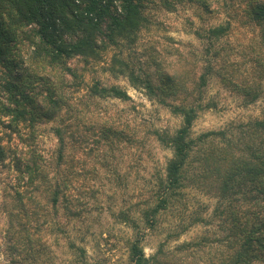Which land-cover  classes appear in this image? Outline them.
<instances>
[{
    "label": "trees",
    "instance_id": "16d2710c",
    "mask_svg": "<svg viewBox=\"0 0 264 264\" xmlns=\"http://www.w3.org/2000/svg\"><path fill=\"white\" fill-rule=\"evenodd\" d=\"M231 1L225 6L231 7L234 16L195 30L194 36L204 46L201 53H179L174 59L176 51H167L164 54L168 58L158 62L151 57L156 68L162 65L158 70L167 86L160 90L145 69L149 63L134 55L141 34L153 24L151 12L157 7L174 11L176 4L172 0H0V69L7 75V80L0 81V181L3 173L8 179L0 201L8 218V264L36 260L42 235L28 226L38 220L43 210L48 208L55 216L62 210L68 219H80L86 211V202L81 204L75 198L70 179L63 177L76 157L79 139L74 114L80 111L65 91L68 78L73 84H84L83 73L88 66L103 59L106 72L127 79L132 87L144 90L149 98L181 118L175 131L152 133L161 146L171 151V157L163 172L155 175L147 198L138 207L137 218L127 210L115 214L134 232L126 248L129 264H150L155 259L147 258L141 247L143 228H157L159 216L183 202L186 189L192 186L214 194V216L233 224L228 226L231 233L224 240L226 251L220 264H253L258 254L264 253V241L258 235L264 228V214L248 215L244 209L264 205V117L194 137L191 133L198 114L217 107L206 95L212 78H217L224 88L233 89L242 105L264 97V0ZM200 7L209 15L215 11L205 0ZM233 20L231 60L233 48L221 46L219 41L229 36ZM20 45L31 49L28 60L36 63L34 75L26 69L16 71ZM37 84L40 90L33 88ZM81 89L86 101L129 100L121 88L102 85L95 78ZM86 101L79 104L85 107ZM45 124H52L56 141L52 158L43 156L38 146V129ZM109 124L102 127L103 134L98 138L105 145L116 131ZM225 213H230L231 218ZM191 223L211 221L195 216ZM187 227L179 222L170 233L179 235ZM55 229L66 237L77 260L85 264V234L77 232L70 238L61 223ZM160 253L161 249L157 254Z\"/></svg>",
    "mask_w": 264,
    "mask_h": 264
},
{
    "label": "rangeland",
    "instance_id": "374dc122",
    "mask_svg": "<svg viewBox=\"0 0 264 264\" xmlns=\"http://www.w3.org/2000/svg\"><path fill=\"white\" fill-rule=\"evenodd\" d=\"M203 1L172 0L176 4L174 11L166 12L162 7H157L151 12L153 24L141 34L134 56L149 63V67L144 68L156 88L161 90L167 85L163 73L158 70L162 65L156 68L154 60L158 62L168 58L164 54L167 51H176L177 55H172L174 59H177L179 53L185 56L201 53L204 46L194 36L195 30H204L208 25L223 23L230 15L234 16L231 7L225 6L229 4L228 0H205L215 10L211 15L200 7ZM231 2L234 3V0ZM231 22L229 36L221 39L219 44L233 48L229 59L234 60V20ZM30 50L27 46H19L15 68L16 71L26 69L27 73L34 75L37 68L36 63L32 64L28 60ZM105 62L103 59L102 62L88 66V71L83 73L82 85L73 84L71 78H68L65 91L70 99L77 102V106L74 105L80 111L74 114L78 119L76 135L79 139L75 148L76 157L71 170L63 177L70 179L75 198L81 204L86 202V211L80 219H68L62 210L58 211L57 216L48 208L45 209L46 213L43 210L38 220L28 226L32 231L39 230L42 235L38 256L36 260H27L23 264H81L68 248L66 237L56 231L55 226L60 223L67 229L70 238L77 232L85 234L82 243L86 252L85 264H129L126 248L134 232L120 223L115 214L127 210L137 218L138 207L147 198L155 175L163 172L166 161L171 157V151L161 146L152 133L165 129L175 131L181 125V118L171 114L168 108L158 104L154 98H149L144 90L132 87L127 79L110 75L106 72ZM92 78L99 80L102 85L121 88L129 100L86 101L81 88L90 84ZM4 80H7V75L0 69V81ZM33 88L41 89L40 84ZM80 89V92H76ZM206 95L217 103V107L198 114L191 127L193 137L264 117V97L253 104L242 105L241 97L235 95L233 89L224 88L217 78L209 81ZM80 98L87 102L85 107L79 104ZM106 123L112 124L116 131L111 137L112 141L105 145L98 142V138L99 134H103L102 127ZM51 127L52 124H45L38 129V146L46 158H52L56 145ZM1 181L0 200L4 199L2 195L7 190L4 189V183L8 181L6 173L1 175ZM216 203L217 197L214 194L210 195L192 186L186 189L183 202L176 203L168 212L159 216L157 228L150 231L143 228L141 247L147 258L155 256L150 264H220L222 254L226 251L224 240H228L233 224L229 221L225 227L226 224L222 222L224 217L214 216ZM244 209L248 215L264 214V205L260 208L248 205ZM229 214L226 215L230 217ZM195 216L210 220L211 224H192L191 220ZM179 222L188 226L186 230L179 235L170 233ZM140 227H143L141 223ZM6 231H9L8 218L0 201V264H8L9 260L10 246ZM258 235L264 241V228ZM159 249L161 253L158 255ZM253 264H264V253L258 254Z\"/></svg>",
    "mask_w": 264,
    "mask_h": 264
}]
</instances>
